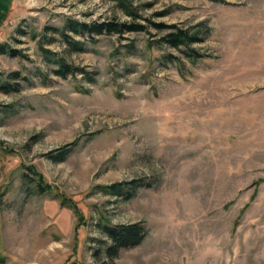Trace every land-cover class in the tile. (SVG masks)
I'll return each instance as SVG.
<instances>
[{
  "label": "rangeland",
  "instance_id": "obj_1",
  "mask_svg": "<svg viewBox=\"0 0 264 264\" xmlns=\"http://www.w3.org/2000/svg\"><path fill=\"white\" fill-rule=\"evenodd\" d=\"M155 24L202 41L173 48ZM3 44L19 54H0V264H264V0H0ZM29 168L77 204L76 231ZM131 181L130 199L105 191ZM102 224L146 236L110 256Z\"/></svg>",
  "mask_w": 264,
  "mask_h": 264
},
{
  "label": "trees",
  "instance_id": "obj_2",
  "mask_svg": "<svg viewBox=\"0 0 264 264\" xmlns=\"http://www.w3.org/2000/svg\"><path fill=\"white\" fill-rule=\"evenodd\" d=\"M121 1V0H118ZM121 7H123L125 13L129 16L138 17V15L129 10L122 2H120ZM156 28L160 31L169 30L163 40L171 47L179 49L181 47H189L192 43L201 42L202 38L196 36L195 34H189L186 30L177 28L175 25H165V24H155ZM145 26L136 22H93V23H82L79 21H69L66 25V29H69L70 32L75 35L88 34L89 36L93 35H122L124 33L139 32L145 30ZM65 35V34H64ZM73 49L81 51L83 48L80 42H73ZM41 51L45 59L52 64L57 65V69L54 73L62 78L67 77V75L75 76L77 74H83L87 79L91 80L89 73L85 72L83 68L76 67L66 63L63 59L57 58L56 55L51 52V50L41 47ZM0 54H9V55H18L17 50L9 48L7 45H0ZM193 54H189V57ZM195 57V56H194ZM196 57H201L200 54H197ZM13 76L18 75L17 73L12 74ZM5 87V86H3ZM15 89V88H13ZM54 159H61L60 156H55ZM31 173L35 174V178H31L28 174H25L29 178L31 187L34 191L38 192L41 195H51L59 200V203L63 207H67L72 210L75 217H77V227L81 226L84 223V218L82 212L78 208L77 204L71 199L66 198L64 195L54 192V189L51 185L44 182V179L40 174L34 171L32 168H29ZM141 184L137 181H131L129 183H116L111 186H107L105 191L114 195L116 197H124L125 199H130L134 194V191ZM101 232L104 234L105 238L110 243L109 245L105 241H100V244L106 245L102 250L107 252L110 256H115L119 250L135 247L139 245L146 236V231L144 227L138 225L131 226H112L102 224L100 225ZM76 264V263H72Z\"/></svg>",
  "mask_w": 264,
  "mask_h": 264
}]
</instances>
